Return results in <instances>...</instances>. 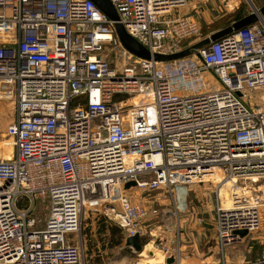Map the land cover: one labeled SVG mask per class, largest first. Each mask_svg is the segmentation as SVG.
Instances as JSON below:
<instances>
[{"label":"built area","instance_id":"1","mask_svg":"<svg viewBox=\"0 0 264 264\" xmlns=\"http://www.w3.org/2000/svg\"><path fill=\"white\" fill-rule=\"evenodd\" d=\"M193 1L110 0L127 33L160 55L201 36L197 19L177 15ZM110 47L122 49V68L104 57ZM262 92L261 21L159 63L127 52L91 0H0V98L15 105L13 156L0 157V264H82L87 210L134 237L158 211L134 203L127 183L174 199L173 187L183 197L216 168L241 195L216 207V245L231 264L225 249L244 241L238 232L264 236ZM160 252L159 264H181L174 241ZM244 264H264V254Z\"/></svg>","mask_w":264,"mask_h":264},{"label":"rangeland","instance_id":"2","mask_svg":"<svg viewBox=\"0 0 264 264\" xmlns=\"http://www.w3.org/2000/svg\"><path fill=\"white\" fill-rule=\"evenodd\" d=\"M251 1L253 4L248 0H198L194 1L192 5L188 4L180 9L177 15L194 17L202 26L201 36L185 49L232 26L237 22L234 20L238 14H241L240 20H242L247 17L244 15L248 13L250 15L252 11L256 12L255 7L260 8L264 5V0ZM121 52L122 49L119 47H110L106 50L104 57L122 68L125 65L126 57H123ZM212 75L210 73L207 77L212 80L214 76ZM213 88L214 86H211L209 89ZM129 101L131 102V100ZM14 112L13 99L0 98V157L7 156L9 159L13 156V142L6 132ZM233 187L238 188L234 186V182ZM233 187L231 188L232 192H234ZM221 188H223L222 184L217 186L196 185L189 188L182 197V195H177L175 186L173 187L174 199L165 189L154 192L138 188L129 189L126 194L134 203H142L149 210L156 209L158 211L156 217L154 214H149L140 223L138 233L142 246L140 252L127 246V233L123 231L118 235L119 238L122 237V244L111 247L110 230L107 233H102L100 227V220L104 219L105 215L99 213L100 210H87L83 216L80 237L77 239V243H80V238L82 239V264L142 263L146 261L145 258L154 247L159 251L163 245H168L172 241L175 243V248L179 245L184 264H222V251L217 248L215 237L216 207L220 200ZM231 193H226L225 198H222L226 204L230 201ZM177 197L181 198L179 202L182 210L179 212H176ZM38 215L45 220L48 211L40 210ZM199 219L202 220V223H198ZM69 238L74 239L76 236L67 235V240ZM263 254L264 236L257 234H250L245 237L242 243L231 248L227 247L225 250V257L231 264L253 263L260 260Z\"/></svg>","mask_w":264,"mask_h":264},{"label":"water","instance_id":"3","mask_svg":"<svg viewBox=\"0 0 264 264\" xmlns=\"http://www.w3.org/2000/svg\"><path fill=\"white\" fill-rule=\"evenodd\" d=\"M97 5L112 21L115 22V29L117 37L123 46V48L132 54L134 57L147 60V61H155L159 63H166V62H173L176 60H181L187 57H190L192 55H198V51L202 48L210 45L213 42L222 40L223 38L232 35L233 33L240 31L242 29L248 28L249 26L253 25L254 23H257L261 21L264 24V6L259 10L255 7L254 13L250 14L249 16L243 18L240 21L235 22L232 26H229L228 28L222 29L214 34H212L210 37L202 40L201 42L195 44L192 47H189L177 54L172 55H160V54H152L150 50H148L146 47L141 45L136 39H134L131 35H129L124 27L119 22V16L110 2V0H91ZM251 4L252 1L248 0ZM137 184L136 182H129L125 186V190H129L132 187H135ZM242 237H247L248 232L246 231H240L238 232ZM127 246L133 247L136 251H141L142 246L140 243L139 235H136L134 237H130L127 239ZM174 261L173 258H170L168 260V263H172Z\"/></svg>","mask_w":264,"mask_h":264},{"label":"bare ground","instance_id":"4","mask_svg":"<svg viewBox=\"0 0 264 264\" xmlns=\"http://www.w3.org/2000/svg\"><path fill=\"white\" fill-rule=\"evenodd\" d=\"M139 101V98H135L133 100V102L135 104H137ZM2 158L4 159H9L7 158V156H2ZM11 159V158H10ZM233 182L231 179H228L226 177V175L223 173V170L221 168H216L213 173L211 174V177H208L206 179V181L204 182L205 184H211V185H218V184H222L223 185V188H221L220 192H219V196L222 198H225L226 196V193H231V188L233 187ZM203 184V185H205ZM199 185V184H197ZM196 186V185H194ZM201 186V185H199ZM244 189V188H243ZM243 189H238L237 191L238 192H241L243 191ZM264 189V188H263ZM182 192V191H181ZM182 194H184L182 192ZM235 194H238L237 192H232L231 193V198H230V201L229 203H225L224 200L221 201V204L225 207V208H231V206L233 205L232 204V198H233V203H234V195ZM247 194V192H246ZM239 196H241L240 194H238ZM231 248V247H230ZM226 250V249H225ZM224 251V250H223ZM146 261H143L142 264H159V263H162L163 260H164V255L162 252H160V250L158 251L155 247L150 250L149 254H148V257L145 258Z\"/></svg>","mask_w":264,"mask_h":264},{"label":"trees","instance_id":"5","mask_svg":"<svg viewBox=\"0 0 264 264\" xmlns=\"http://www.w3.org/2000/svg\"><path fill=\"white\" fill-rule=\"evenodd\" d=\"M264 6V5H263ZM261 6V7H263ZM249 14V13H248ZM248 14L244 15V16H248ZM237 15V14H236ZM241 14H238L237 15V18L234 20V21H239L241 19ZM76 105V104H74ZM157 215H155L156 217ZM103 217V216H102ZM104 219H101L100 220V227H101V232L102 233H107L109 230L111 232V240H112V244H111V247H114V246H119L122 244V237L119 238L118 235H120L123 231L125 233V231L120 228L118 225L114 224L112 221H110L107 217H103ZM110 223V224H109ZM109 224V225H107ZM120 233V234H119ZM116 239V242H114V240Z\"/></svg>","mask_w":264,"mask_h":264},{"label":"crops","instance_id":"6","mask_svg":"<svg viewBox=\"0 0 264 264\" xmlns=\"http://www.w3.org/2000/svg\"><path fill=\"white\" fill-rule=\"evenodd\" d=\"M194 2V1H193ZM193 2H191L190 4L192 5L193 4ZM262 7H260V8H257V10H259L260 11V9H261ZM257 12V11H256ZM252 13H254V11H252ZM252 13H250V14H252ZM249 16V15H248ZM193 187V186H192ZM168 216H171V215H168ZM184 261H182V259H181V264H184L183 263Z\"/></svg>","mask_w":264,"mask_h":264}]
</instances>
